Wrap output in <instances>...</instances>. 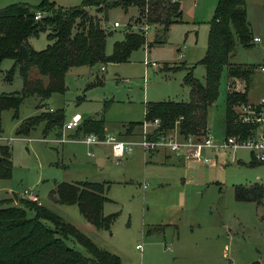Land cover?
I'll list each match as a JSON object with an SVG mask.
<instances>
[{"label": "rangeland", "instance_id": "1", "mask_svg": "<svg viewBox=\"0 0 264 264\" xmlns=\"http://www.w3.org/2000/svg\"><path fill=\"white\" fill-rule=\"evenodd\" d=\"M17 1L38 5L42 0H0V8ZM49 1L62 6H77L82 2ZM209 2L181 0L183 18L188 21L173 23L161 40H153L156 26L149 21V28L142 32V46L134 49L127 60L73 65L65 74L63 92L55 91L48 97L26 96L16 117L12 116V108L4 109L2 134L10 141L12 166L10 175L0 176V200L11 198L14 193L15 205H20L19 199L25 198L23 191L27 189L37 195L38 205L77 227L99 247L119 255L122 264H264V209L234 197L235 185L264 186V163L250 164L249 149L237 148L236 160L222 157L219 165L184 161L171 167L157 161L156 156L148 158L139 144H133L131 150L117 159L109 144L87 145L78 139L82 134L72 135L76 127L63 129L62 141L51 140L57 137L52 133L44 136L42 124L28 133L16 132L23 118L41 109L61 107L65 122L76 113L81 120L88 116L102 117L105 134L140 141V123L134 126L135 134H126L124 129L129 122L145 118L147 101L187 100L190 86L183 83V76L189 69L194 77L204 81L205 68L199 59L207 47L209 20L217 0L211 4L210 12H206ZM246 3L250 21L264 13L261 0H246ZM114 20L121 25L112 27ZM143 21L134 4L110 8L105 22V27L111 30L106 37V53L111 52L113 41L121 39L124 32L142 31ZM29 40L36 49L49 42L45 31L30 36ZM235 59L255 65L249 94L264 93V76L256 69L259 63H264V43L253 40L250 46L237 43ZM147 61L159 65L154 67ZM12 62L8 57L1 61L0 93L22 87L17 70L11 80L6 78ZM177 64L180 66L174 68ZM30 75H39L36 67H32ZM237 87H242L241 80ZM226 91L224 68L218 96L208 106L202 127L208 126L216 140L225 134ZM206 153L214 157L211 150ZM80 181L105 185L107 200L103 213L115 214L109 228H96L76 204L58 198L59 184ZM66 243L88 255V250L71 238Z\"/></svg>", "mask_w": 264, "mask_h": 264}, {"label": "trees", "instance_id": "2", "mask_svg": "<svg viewBox=\"0 0 264 264\" xmlns=\"http://www.w3.org/2000/svg\"><path fill=\"white\" fill-rule=\"evenodd\" d=\"M130 4L136 5L142 16L146 14L147 20L161 31L160 36L172 22L180 20L179 0H82L77 6L56 5L53 1L42 0L38 5L17 1L1 7L0 64L4 58L13 59L6 78L11 80L17 70L22 77V87L0 93V132L3 130L1 113L4 109L12 108V116L16 117L26 96L48 97L52 92H63L64 77L71 66L124 61L134 49L142 46V31H128L121 39L113 41L110 53L105 51L106 37L111 32L105 27L109 9ZM38 11L41 16L35 18ZM40 31L46 32L49 42L36 49L29 37ZM252 40L245 0H217L209 20L207 47L199 59L205 68L204 81L194 77L189 66L183 76V83L190 86L189 98L147 101L145 118L158 117V128L168 131L181 117L178 122L181 132H205L202 127L206 123L207 109L218 96L220 78L226 68L225 134L247 135L250 125L237 118L235 106L247 100L246 88L251 83L255 65L234 62L231 58L237 43L250 46ZM33 66L38 76L30 75ZM178 66L180 64L174 68ZM237 80H241L242 89L236 87ZM64 122L63 108L41 109L23 118L16 132L28 133L42 124L44 136L51 131L60 133ZM137 123L141 121L129 122L126 132H130ZM88 132L103 136V118L88 116L82 119L72 135ZM11 166L10 143H2L0 176L10 175ZM56 193L61 201L76 204L81 214L96 228H109L115 218V214L103 213V204L107 200L103 183L63 182L56 187ZM234 197L240 201L261 203L264 186L260 183L235 185ZM13 200V197L0 200V264H122L119 255L99 247L77 227L41 204L26 197L19 199L20 205L13 204ZM68 238L84 246L88 255L69 246L66 243Z\"/></svg>", "mask_w": 264, "mask_h": 264}, {"label": "built area", "instance_id": "3", "mask_svg": "<svg viewBox=\"0 0 264 264\" xmlns=\"http://www.w3.org/2000/svg\"><path fill=\"white\" fill-rule=\"evenodd\" d=\"M170 2H177L178 0H169ZM35 18L41 16V12L35 13ZM144 24L140 27L142 32L149 28L148 20L146 14L143 16ZM121 23L118 20H114L111 24L112 27L120 26ZM254 40H259V37H254ZM146 63L157 67L159 64L156 61ZM105 66L102 65L101 69ZM264 70V65L260 66ZM238 80L236 83V87ZM238 88V87H237ZM237 111V118L250 125L249 133L247 135H240L238 133H227L221 140H216L210 134L209 130L206 129L203 133H183L179 130L178 122L181 119H177L171 130L159 129L160 119L158 117L154 118H144L140 125L141 130V140H122L117 138L113 134H105L99 136L95 132H88L82 134L78 139L87 145L96 143H107L111 147V153L117 159L123 156L125 151L131 150L133 144H139L146 153L154 152L158 149H167L174 157L181 159L185 162H201L205 164H210L216 162L217 156L225 157L224 159H229L231 161L236 160L235 151L239 147H245L249 149L254 160L258 162H264V96H261L256 102L245 100L238 103L235 106ZM80 115L78 113L74 114L72 118L64 122L62 129H70L77 127L80 123ZM45 140L48 138L43 137ZM51 140L62 141L63 136L54 137ZM10 143L9 139L5 138L0 132V144ZM211 150L214 157L211 158L206 151ZM88 154H93V152L88 149ZM23 196L33 200L37 203V195L32 194L27 189H24ZM137 248L140 244L136 245Z\"/></svg>", "mask_w": 264, "mask_h": 264}, {"label": "crops", "instance_id": "4", "mask_svg": "<svg viewBox=\"0 0 264 264\" xmlns=\"http://www.w3.org/2000/svg\"><path fill=\"white\" fill-rule=\"evenodd\" d=\"M209 5L208 7L206 8V12H210V9H211V4L212 6L214 5V3L216 2V0H209ZM261 3H263V7H264V0H261ZM245 6H246V13H247V18H248V8H247V3H246V0H245ZM179 8H180V20H177L175 22H172L168 29L166 30V32L164 34H166L169 29H170V26L173 24V23H181V22H187L188 20L184 19L183 18V9L181 7V0H179ZM192 18L194 21V18H195V15L193 14L192 15ZM249 20V18H248ZM249 23H250V26H251V31H252V36H253V41L254 42H257V43H264V13L261 12L260 13V16L258 15L254 20L250 21L249 20ZM160 30H158V28L156 27L155 31H154V41H157V40H161L162 39V36H160ZM258 36L259 37V40H254V37ZM151 46V45H150ZM235 52H236V49L235 51L233 52V56L231 58V61H234L236 62L237 60L235 59ZM183 54V53H182ZM181 54V55H182ZM264 65V63H259L258 66L256 67V69H258V71H260L263 76H264V70L260 68V66ZM253 76V75H252ZM226 81H227V76H226ZM251 83H253V77L251 78ZM250 83V85L246 88V97H247V100H250V101H253V102H256L261 96H264V93H261L260 96L259 95H253V94H249V89H250V86L252 85ZM243 86V84H242ZM263 87H264V81H263ZM239 89H242L239 88ZM49 109H52L51 107H49ZM70 129H73V128H70ZM207 129L209 130L208 126H207ZM104 130H105V125H104ZM125 133L126 134H135V127L130 131V132H126V126H125V129H124ZM49 133H52V134H55L57 135V137L61 136L63 134V129H61V132L60 133H55V131H51ZM48 133V134H49ZM251 153V152H250ZM153 158L156 156V160L160 161L164 166H171L173 167L174 165L176 164H183L184 161L181 160V159H178L176 157H174L167 149H158L154 152H151V153H148V158L152 157ZM222 158L221 156H217V159H216V162L214 163H210V165H219L221 163V159ZM225 162V161H223ZM258 161L254 160L253 157H252V154H251V159L249 160V163L252 164V163H256ZM260 163V162H258ZM261 163H264V162H261ZM186 166V164H185ZM93 182V181H92ZM252 184V183H251ZM249 184V185H251ZM238 185H242V184H238ZM249 185H246V186H249ZM14 193H12L11 197H13ZM249 202H253L256 204V206H261L263 207L264 209V197L261 201V203H256L254 201H249ZM15 204V200H14V203Z\"/></svg>", "mask_w": 264, "mask_h": 264}]
</instances>
